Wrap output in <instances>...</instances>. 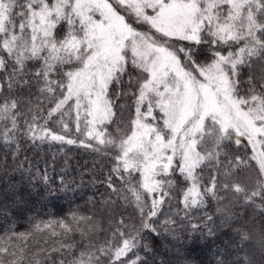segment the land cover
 I'll list each match as a JSON object with an SVG mask.
<instances>
[{"label": "snow or ice", "instance_id": "1", "mask_svg": "<svg viewBox=\"0 0 264 264\" xmlns=\"http://www.w3.org/2000/svg\"><path fill=\"white\" fill-rule=\"evenodd\" d=\"M262 17L264 0H0V49L13 61L8 71V61L0 55V72L8 73L11 91L18 79L28 83L23 74L29 61L41 62L34 73L44 85L40 92L53 96L59 89L62 98L55 99L44 125H39L35 116L25 121L24 134L33 141L74 144L75 140L51 131L47 121L58 113L63 117L74 112L80 131L83 118L88 138L118 148L112 171L130 184L128 190L142 217L140 227L155 231L144 217L150 220L158 215L167 195L163 190L172 184L169 177L174 172L190 182L183 194L185 212L202 206L199 193L191 191L195 161L186 143L188 132L210 134L208 123L225 125L235 119L248 125L264 119L251 115L264 111V97L252 96L253 103H260L256 108L245 107L249 100L236 94L230 78L246 56L250 59L264 53ZM135 24L147 25L150 30L140 31ZM172 40L191 46L173 44ZM216 45L225 46L226 51ZM233 45L239 47L233 51ZM198 47L208 56L204 63L193 59ZM129 64L146 75L138 86L130 134L117 144L108 138L104 127L115 116L108 90L112 84H119ZM57 73L60 79H52ZM69 101L74 103L66 113ZM19 103L10 97L0 99V122H4L0 137L5 143L14 141L21 132ZM250 131L264 134V128ZM133 173L141 177L135 185L130 182ZM107 185L113 188L111 176ZM144 193L158 194L147 213ZM60 226L71 231L63 222ZM130 227L121 221L113 239L99 247V255L81 252L76 264H100L101 256L109 264H140L141 258L135 254L139 230L129 231ZM16 235L24 233L10 236ZM129 253L135 258L124 260Z\"/></svg>", "mask_w": 264, "mask_h": 264}, {"label": "trees", "instance_id": "2", "mask_svg": "<svg viewBox=\"0 0 264 264\" xmlns=\"http://www.w3.org/2000/svg\"><path fill=\"white\" fill-rule=\"evenodd\" d=\"M0 55L11 71L13 61L3 49ZM40 67L41 62L29 61L23 74L28 83L18 79L11 91L8 73L0 72V99H17L22 113L16 139L5 143L0 137V264H76L81 252L99 255V247L113 239L121 221L131 226L129 231L139 230L135 254L140 264H264V158L259 162L253 156L256 144L231 134L215 143L212 157L199 158L192 171L191 191L199 193L202 206L187 212L183 194L190 182L174 172L169 177L172 184L163 190L167 195L158 215L150 220L144 217L155 231L141 228L142 217L128 190L130 184L112 171L119 151L115 144H98L88 138L81 122L77 131L74 112L63 117L58 113L47 121L51 131L75 140L74 144L33 141L24 134L25 121L35 116L44 125L55 99L62 98L58 90L53 96L40 92L44 85L34 76ZM142 74L129 65L119 84L109 87L115 116L104 127L117 144L130 134ZM235 83L239 97H263L264 53L242 67ZM70 106L65 105L66 113ZM3 127L0 122V131ZM138 175L133 173L131 178ZM109 176L119 191L108 187ZM145 201L143 196L147 213L150 205ZM62 222L71 231L62 228ZM13 232L24 235L10 236ZM134 258L129 253L123 259ZM100 264L109 261L101 256Z\"/></svg>", "mask_w": 264, "mask_h": 264}, {"label": "rangeland", "instance_id": "3", "mask_svg": "<svg viewBox=\"0 0 264 264\" xmlns=\"http://www.w3.org/2000/svg\"><path fill=\"white\" fill-rule=\"evenodd\" d=\"M110 2H111V0H110ZM149 12H150V10H149ZM130 22H132V21H130ZM134 26L137 27L138 30H140V31H149L150 30L147 25L135 24ZM151 31H152L153 35L159 37L158 33H155L154 30H151ZM171 43H173V44L182 43L185 47L191 46L188 42H177L175 40H172ZM215 47L217 49L226 51V48L223 45H216ZM237 47H239V46L233 45L232 50L234 51ZM202 53H204V52L202 51L201 48L198 47L197 48V54L193 57V59L196 61V63H204L208 59V58H206V55H202ZM252 58H254V56ZM252 58L249 59L246 56L245 57V63L242 66H238L235 75H232L230 77L232 80V83L235 87V90H236L235 81L237 79V76L239 75V72L241 71L242 67L249 64V61ZM181 60H182V62H185V58L183 57V55H181ZM129 65H127L126 69L129 67ZM65 70H67V69H65ZM145 75L146 74H144V73L141 75L142 78L140 80V83L143 82ZM52 79L59 80L60 79L59 74L58 73L53 74ZM57 90L60 93L59 89H57ZM137 94H138V91H137L136 95ZM262 95L264 97V92L262 93ZM251 97H252V95H248V96L242 97V98L249 100V104H248L249 106L247 108H256L257 105L253 104V102L251 101ZM73 103H74V101H69L68 105H72ZM156 115H157V118L159 119L160 114H159L158 110L156 111ZM251 115H252V117H257V116L264 117V111L257 110V111L252 112ZM81 123H82L81 129H82V131H84L85 130L84 120L81 121ZM207 127L211 129L210 134L208 132L196 133V132L190 131V132H188L187 137H186V143H187L188 147L190 148V157L192 160L195 161V166L198 164L199 158H202V156H205V155H210L214 151L215 143H219L223 139L230 137L231 134H232L233 138L245 137L253 145L256 144L257 147L254 146L256 149H255V152H253V156H255V159L259 162L261 160H263L262 158H264V134H256L253 131H250V129H253L256 127L264 128V119L254 120L253 124H248V125H245L243 122L233 119V120L225 122V125H221L219 123L212 125L211 123H208ZM181 134L183 135V133H181ZM193 141H195L194 144H193ZM210 156L212 157L213 155H210ZM210 156H208L207 158H211ZM194 167L192 168V171H193ZM124 176H126V175H124ZM140 179H141V177H140V175H138L136 177V179L130 178V182H131V184L135 185V184H137V182ZM122 181H124V180H122ZM123 185H125V184H123ZM153 195H154V197H153ZM153 195L150 196L147 193L143 194L144 200H146L150 206H151V200L153 198H156V196L158 194H153ZM146 201H145V203H146Z\"/></svg>", "mask_w": 264, "mask_h": 264}]
</instances>
